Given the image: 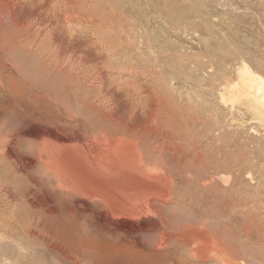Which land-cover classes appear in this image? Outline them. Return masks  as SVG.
<instances>
[{"label":"bare ground","instance_id":"1","mask_svg":"<svg viewBox=\"0 0 264 264\" xmlns=\"http://www.w3.org/2000/svg\"><path fill=\"white\" fill-rule=\"evenodd\" d=\"M54 41L0 33V248H53L72 264H245L218 130H188L193 118L132 51ZM241 69L221 99L264 117V78Z\"/></svg>","mask_w":264,"mask_h":264},{"label":"rangeland","instance_id":"2","mask_svg":"<svg viewBox=\"0 0 264 264\" xmlns=\"http://www.w3.org/2000/svg\"><path fill=\"white\" fill-rule=\"evenodd\" d=\"M0 28L62 42L53 51L120 48L132 51L141 68L153 66L166 85L155 84L158 119L161 89L168 90L193 118L188 130H218L220 144L231 148L233 242L248 251L243 263L264 264V117L221 99L239 89L243 66L264 78V0H0ZM145 82L139 79L141 93ZM46 249L29 257L23 246H3L0 264H72Z\"/></svg>","mask_w":264,"mask_h":264}]
</instances>
